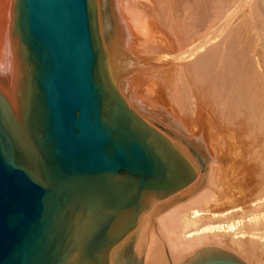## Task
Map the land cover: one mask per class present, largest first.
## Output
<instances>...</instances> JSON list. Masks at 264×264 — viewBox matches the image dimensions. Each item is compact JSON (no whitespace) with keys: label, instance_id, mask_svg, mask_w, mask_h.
I'll list each match as a JSON object with an SVG mask.
<instances>
[{"label":"bare ground","instance_id":"6f19581e","mask_svg":"<svg viewBox=\"0 0 264 264\" xmlns=\"http://www.w3.org/2000/svg\"><path fill=\"white\" fill-rule=\"evenodd\" d=\"M95 1L118 93L169 137L197 179L148 197L112 264L211 255L264 264V46L255 45L249 13L264 0ZM15 8L0 0V89L14 108L22 80Z\"/></svg>","mask_w":264,"mask_h":264},{"label":"water","instance_id":"95a60500","mask_svg":"<svg viewBox=\"0 0 264 264\" xmlns=\"http://www.w3.org/2000/svg\"><path fill=\"white\" fill-rule=\"evenodd\" d=\"M15 11L22 80L16 108L0 89V264H112L147 198L189 188L196 171L118 93L95 0Z\"/></svg>","mask_w":264,"mask_h":264},{"label":"rangeland","instance_id":"374dc122","mask_svg":"<svg viewBox=\"0 0 264 264\" xmlns=\"http://www.w3.org/2000/svg\"><path fill=\"white\" fill-rule=\"evenodd\" d=\"M251 1H253V0H251ZM252 4H253V2H252ZM254 6H255V3L253 4ZM253 5H251L250 4V8H252V9H250L249 11V13H251V25H252V28L253 27H255V26H258V27H255L254 29V31H255V33H254V31L252 32V33H254V34H256V36L254 37L255 39L254 40H257L258 42L256 43L255 42V45L256 44H260V45H258L259 47H263L264 46V12L262 11V10H264V9H260L258 6L256 7H254ZM257 5V4H256ZM255 8V9H254ZM252 10V11H251ZM252 14H253V16H252ZM255 14V15H254ZM254 18V19H253ZM253 20V21H252ZM254 22H255V24H254ZM257 23H258V25H257ZM256 28H257V33H256ZM259 33V34H258ZM258 34V35H257ZM260 34H261V37H260ZM257 37V38H256ZM262 39H260V38ZM260 42V43H259ZM262 44V45H261ZM257 46V45H256ZM255 46V47H256ZM258 48L259 50H261V49H263V48ZM262 51V50H261ZM263 53H264V51H262Z\"/></svg>","mask_w":264,"mask_h":264}]
</instances>
